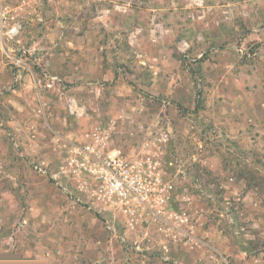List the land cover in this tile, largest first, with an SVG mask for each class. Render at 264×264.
Segmentation results:
<instances>
[{"label": "rangeland", "instance_id": "rangeland-1", "mask_svg": "<svg viewBox=\"0 0 264 264\" xmlns=\"http://www.w3.org/2000/svg\"><path fill=\"white\" fill-rule=\"evenodd\" d=\"M89 50L93 87L63 70L51 72L62 82L32 85L47 51L66 54L69 69ZM66 90L90 115L79 129L108 127L113 150L151 158L160 195L132 220L91 209L90 236L69 221L47 227L44 247L0 205V264H225L217 249L203 261L208 227L264 258V0H0L1 113L26 93L48 114ZM187 227L193 263L181 258Z\"/></svg>", "mask_w": 264, "mask_h": 264}, {"label": "crops", "instance_id": "crops-1", "mask_svg": "<svg viewBox=\"0 0 264 264\" xmlns=\"http://www.w3.org/2000/svg\"><path fill=\"white\" fill-rule=\"evenodd\" d=\"M45 54L52 56L51 61L47 60L42 66L39 75L41 78L33 75L32 85L37 86L49 76L58 77L51 73L58 70L67 71L63 79L66 82H74L76 87H93L96 83L97 77H94L96 73L93 72L92 65L97 58L91 55L90 50L80 51L69 69L65 64L66 54L57 51H47ZM52 59L57 60L53 62ZM101 74L105 78L108 72ZM58 78L62 82V78ZM46 82L50 83V80L46 79ZM22 83L24 82H19V85ZM32 85L30 83L28 86ZM64 85L66 87V84ZM9 101L8 114L1 113L0 108V205H7L14 210V227L26 224V227L31 228L32 242L44 247L47 239H40L39 236L47 234L46 228L67 227L68 221L70 227H88L90 236L94 232L91 209L104 216L118 214L125 220V215L119 210L107 202L101 203L97 196L93 195L91 187L87 190L80 187L76 176L70 172L74 168L75 145L84 139L91 127L82 130L77 125L78 121L88 120L90 116L82 106L81 96L72 95L66 90L56 101L53 100L57 103V109L54 107L48 114L46 101H34L26 93L22 100L13 96ZM67 105L70 109H67ZM18 154L25 158H19ZM20 167L26 169L25 179L22 181L24 185L18 179ZM50 180H53V183ZM20 193L24 196L23 200ZM23 210L25 216L18 223L19 214ZM68 216L73 218L72 223ZM8 219L10 220L11 216ZM185 232V255L181 258L187 263H193V250L199 244L198 241L194 242L193 227H187ZM221 233L218 228L208 227L206 234L212 239L208 237L202 242V248L205 249L203 261L214 258L211 250L217 249L221 252H218V259H222L225 264H264V258L248 253L240 246L236 236L230 239ZM81 242L80 240V244ZM93 244L94 241L90 238L86 248L92 247ZM79 246L82 248V245Z\"/></svg>", "mask_w": 264, "mask_h": 264}, {"label": "built area", "instance_id": "built-area-1", "mask_svg": "<svg viewBox=\"0 0 264 264\" xmlns=\"http://www.w3.org/2000/svg\"><path fill=\"white\" fill-rule=\"evenodd\" d=\"M109 135L108 127L93 124L84 139L75 145L74 168L70 172L74 173L80 187L85 190L91 187L101 203L107 202L132 220V216L148 205L150 198L160 195L158 177H154L151 170L154 165L149 156L130 160L110 147ZM181 232L186 237L185 230Z\"/></svg>", "mask_w": 264, "mask_h": 264}]
</instances>
